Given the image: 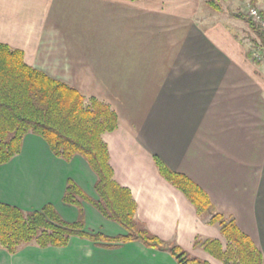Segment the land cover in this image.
Masks as SVG:
<instances>
[{
    "label": "crops",
    "instance_id": "obj_1",
    "mask_svg": "<svg viewBox=\"0 0 264 264\" xmlns=\"http://www.w3.org/2000/svg\"><path fill=\"white\" fill-rule=\"evenodd\" d=\"M204 3L0 0V43L22 50L28 65L53 79L109 104L118 127L103 140L114 179L137 203V219L166 243L223 264L195 247L198 237L223 241L219 226L199 216L155 162L160 158L206 191L216 212L232 217L264 256V62L251 59L254 36L245 21L223 5L216 17ZM70 179L99 198L97 177L84 158H57L42 138L28 134L21 153L0 165V202L25 211L49 204L75 223L78 208L63 202ZM82 209L86 232L126 235L91 204L82 202ZM0 264L178 263L140 242L110 247L74 236L62 248L27 245L14 255L0 248Z\"/></svg>",
    "mask_w": 264,
    "mask_h": 264
},
{
    "label": "trees",
    "instance_id": "obj_2",
    "mask_svg": "<svg viewBox=\"0 0 264 264\" xmlns=\"http://www.w3.org/2000/svg\"><path fill=\"white\" fill-rule=\"evenodd\" d=\"M256 3L252 0L254 6ZM208 4L215 11H223L221 4L213 0ZM261 13L264 16V11ZM230 15L248 24L255 35L253 46H264V33L244 12ZM117 127L118 115L109 104L53 79L28 65L22 50L0 43V165L18 156L24 138L34 134L47 143L57 158L67 162L75 156L84 158L97 177L95 190L99 197H88L73 180H68L63 202L78 208L75 223L65 221L49 204L42 210L25 211L0 202V248L11 255L27 245L62 248L77 236L95 243L106 242L110 247L140 242L147 248L169 252L178 264H210L177 244L166 243L137 219V203L131 191L114 179L108 145L103 140L105 133ZM155 162L160 175L184 194L197 214L220 228L223 241L198 237L195 247L223 264H264V256L254 241L232 217L216 212L206 191L189 177L171 170L160 158L156 157ZM82 202L120 225L126 235L113 238L86 232Z\"/></svg>",
    "mask_w": 264,
    "mask_h": 264
},
{
    "label": "rangeland",
    "instance_id": "obj_3",
    "mask_svg": "<svg viewBox=\"0 0 264 264\" xmlns=\"http://www.w3.org/2000/svg\"><path fill=\"white\" fill-rule=\"evenodd\" d=\"M210 0H205V3H204V5L202 6V9L203 10H205V11H207V12H210V13H212L213 15H215L216 17L218 16V15H216L217 13H215L216 11H215V9H213L209 4H208V2H209ZM215 3L217 2V3H219V4H221V5H223V6H225L226 8H228V10L229 9H231V11L230 12H236V11H242V12H244L246 15H247V17H248V8L250 7V6H253V7H257V8H261V7H264V5H261V4H258V5H253L252 4V0H242V1H240V0H213ZM240 1V2H239ZM263 2H264V0H262ZM233 10V11H232ZM232 20H234V22H239V21H237L236 19H232ZM245 25V24H244ZM247 26H248V24H247ZM246 25H245V28H247L246 30L248 31V34L251 36V37H255V35H254V33L250 30V27L248 26L247 27Z\"/></svg>",
    "mask_w": 264,
    "mask_h": 264
},
{
    "label": "built area",
    "instance_id": "obj_4",
    "mask_svg": "<svg viewBox=\"0 0 264 264\" xmlns=\"http://www.w3.org/2000/svg\"><path fill=\"white\" fill-rule=\"evenodd\" d=\"M248 17L251 19L252 23L259 28L264 33V16L261 10L257 7L250 6L248 8ZM251 59L255 63L264 62V46L260 45L258 47H253L251 51Z\"/></svg>",
    "mask_w": 264,
    "mask_h": 264
}]
</instances>
